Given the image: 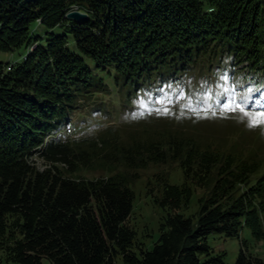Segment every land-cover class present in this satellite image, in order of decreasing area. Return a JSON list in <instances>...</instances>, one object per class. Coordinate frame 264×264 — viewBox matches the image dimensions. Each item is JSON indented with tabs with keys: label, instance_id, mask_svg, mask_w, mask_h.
Wrapping results in <instances>:
<instances>
[{
	"label": "trees",
	"instance_id": "obj_1",
	"mask_svg": "<svg viewBox=\"0 0 264 264\" xmlns=\"http://www.w3.org/2000/svg\"><path fill=\"white\" fill-rule=\"evenodd\" d=\"M70 8L86 18L66 17ZM33 21L46 27L42 34L31 32ZM21 44L19 60H0L5 260L224 264L223 252L212 253L206 242L209 232L231 236L245 225L264 238V155L254 147L240 154L169 127L54 135L80 99L109 87L128 104L208 70L218 79L242 76L264 95V0H0V50ZM242 61L240 70L233 68ZM150 163H173L181 179L169 182L162 169L152 173L156 192L147 183L145 194L164 214L146 248L134 240L128 216L130 185ZM93 170L99 173L85 174ZM195 186L201 191L192 222L179 209ZM231 264H264V258L240 247Z\"/></svg>",
	"mask_w": 264,
	"mask_h": 264
},
{
	"label": "rangeland",
	"instance_id": "obj_2",
	"mask_svg": "<svg viewBox=\"0 0 264 264\" xmlns=\"http://www.w3.org/2000/svg\"><path fill=\"white\" fill-rule=\"evenodd\" d=\"M45 28L35 21L29 23V29L36 34H42ZM52 29L59 30L57 26ZM68 47L77 51L71 40L68 42ZM24 50L22 44L11 50H0V60H19ZM83 58L93 69L89 58L85 55ZM245 64L244 61L236 65L234 62L233 68L240 70ZM194 74L189 77L185 74L171 87L142 92L128 104L122 102L121 94L112 87H109L106 93L97 92L95 97L80 99L69 114L68 119L74 127L71 126L69 131L73 128V136L94 135L105 127H116L111 129V132L127 135L132 131L136 134L148 132L152 134L162 127L181 128L201 142L232 148L240 154L254 147L255 153L264 155V123L250 126L249 118L244 114L264 111V95L259 94V87L246 86L247 80L242 76L233 75L228 78L223 76L218 79L208 70L204 75H199V71ZM226 104L230 106L225 107ZM61 125L54 135H57L58 131L62 133ZM63 132L67 134L65 126ZM35 165L40 168L43 164L40 159H35ZM159 169L170 173L169 182L180 181L179 169L173 163L168 165L150 163L139 169L138 178L130 185L133 199L128 222L135 231L134 240L146 248L156 239L157 225L161 215L164 214V209L154 205L150 195L145 194L147 183L152 185L153 191L156 192L152 173ZM98 173V170L85 172L88 176ZM200 191L201 189L195 186L187 205L179 209L183 215L190 216L192 222L195 220L196 198ZM206 242L212 253L223 252L224 264H231L234 261L240 247L248 254L264 258V238H254L245 225L239 228L236 235L231 236L211 231L206 235ZM0 264L19 263L5 260L0 250ZM117 264L141 263H124L118 259Z\"/></svg>",
	"mask_w": 264,
	"mask_h": 264
},
{
	"label": "snow or ice",
	"instance_id": "obj_3",
	"mask_svg": "<svg viewBox=\"0 0 264 264\" xmlns=\"http://www.w3.org/2000/svg\"><path fill=\"white\" fill-rule=\"evenodd\" d=\"M225 107H229L230 105H224ZM243 111V109H241ZM249 118V125L255 126L256 124L264 123V111H256V112H245L244 113Z\"/></svg>",
	"mask_w": 264,
	"mask_h": 264
},
{
	"label": "water",
	"instance_id": "obj_4",
	"mask_svg": "<svg viewBox=\"0 0 264 264\" xmlns=\"http://www.w3.org/2000/svg\"><path fill=\"white\" fill-rule=\"evenodd\" d=\"M64 15L68 18H73V19H78V20H82L86 18V13L77 8H70L69 10L65 12Z\"/></svg>",
	"mask_w": 264,
	"mask_h": 264
},
{
	"label": "bare ground",
	"instance_id": "obj_5",
	"mask_svg": "<svg viewBox=\"0 0 264 264\" xmlns=\"http://www.w3.org/2000/svg\"><path fill=\"white\" fill-rule=\"evenodd\" d=\"M64 126H65V128L66 129H70L71 128V123L69 122V121H66L65 123H64V125H63V128H64ZM67 134H69V133H67ZM65 138V137H64Z\"/></svg>",
	"mask_w": 264,
	"mask_h": 264
},
{
	"label": "built area",
	"instance_id": "obj_6",
	"mask_svg": "<svg viewBox=\"0 0 264 264\" xmlns=\"http://www.w3.org/2000/svg\"><path fill=\"white\" fill-rule=\"evenodd\" d=\"M71 131H69L68 129H66V133H70Z\"/></svg>",
	"mask_w": 264,
	"mask_h": 264
}]
</instances>
